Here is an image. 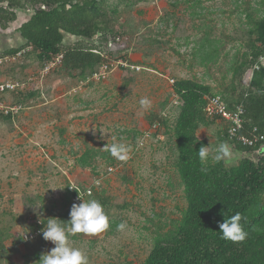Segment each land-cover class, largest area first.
Returning <instances> with one entry per match:
<instances>
[{
	"label": "rangeland",
	"instance_id": "1",
	"mask_svg": "<svg viewBox=\"0 0 264 264\" xmlns=\"http://www.w3.org/2000/svg\"><path fill=\"white\" fill-rule=\"evenodd\" d=\"M142 1L108 0L110 31L123 35L112 50L127 53L129 66L110 60L105 81L62 62L47 72L49 64L38 62L31 48L0 64V85L20 84L0 99L16 108L0 111V264H38L55 247L32 227L68 206L69 187L94 186L85 201L97 200L109 217L104 233L69 235L89 264L142 263L154 237L175 230L187 203L174 131L180 101L171 80H192L232 97L231 66L260 46L254 25L264 15V0ZM31 6L0 30L2 47L20 45L15 31L30 18ZM253 74L252 68L244 76V88ZM24 89L33 95L13 94ZM143 97L152 101L148 110L140 106ZM222 131V123L211 122L198 137L215 149L227 143ZM113 138L131 147L127 160L105 147ZM88 149L100 154L89 166L76 165ZM232 151L228 167L246 156ZM121 223L126 227L118 230Z\"/></svg>",
	"mask_w": 264,
	"mask_h": 264
},
{
	"label": "trees",
	"instance_id": "2",
	"mask_svg": "<svg viewBox=\"0 0 264 264\" xmlns=\"http://www.w3.org/2000/svg\"><path fill=\"white\" fill-rule=\"evenodd\" d=\"M133 1L141 3L142 0ZM108 4V0H0V30L3 32L17 21L19 11L32 5L30 18L15 31L20 45L12 48L0 45V58L21 51L24 56L31 48L38 62L50 64L63 55L64 67L81 74L86 70L95 74L105 62L112 59L117 62L116 55L129 66L127 53L120 50L109 52V44L123 35L110 31ZM254 28L258 35L255 40L260 46L233 62L231 70L235 83L232 97L214 93L208 85L192 80L182 79L173 83L180 101L174 128L177 169L184 185L187 207L174 225V231L154 237L151 251L139 264H264V157L257 160L253 157L260 145L248 148L230 142L224 125L220 139L246 156L238 164L228 167L211 158L202 165L197 154L201 146H207V142L198 137L200 127L211 122L221 123L217 118L211 120L205 116L208 96H219L230 110L243 103L242 133L248 135L254 128L258 133H264V65L255 68L259 59L264 57V15ZM208 60L207 54L202 58V64L207 65ZM252 68L251 84L244 88V76ZM128 84L126 81L125 85ZM25 90H17L13 94L20 98L33 95L32 91ZM2 94L0 99L5 98ZM153 118H150V124H155ZM158 121L163 124V119ZM99 154L98 150L88 149L76 158L75 164L89 166ZM202 168L207 171H202ZM87 187L80 188L85 190ZM67 190L69 204L55 217L64 222L70 219L72 197L77 194L70 187ZM236 213L246 218L241 223L248 236L242 242L224 239L219 232V224ZM47 220L32 227L42 240L41 230Z\"/></svg>",
	"mask_w": 264,
	"mask_h": 264
},
{
	"label": "clouds",
	"instance_id": "3",
	"mask_svg": "<svg viewBox=\"0 0 264 264\" xmlns=\"http://www.w3.org/2000/svg\"><path fill=\"white\" fill-rule=\"evenodd\" d=\"M116 57L117 62L122 60L119 55ZM139 103L144 110L150 109L152 105V101L147 97L141 98ZM113 141L111 145L106 144L105 146L111 156L121 161L127 160L131 147L116 141L115 138ZM197 154L202 165H206L210 158L216 163L229 164L234 155L228 143H220L215 149H212L210 145L201 146ZM202 171L206 172L207 169L202 168ZM78 198L82 202L72 205L70 219L67 222L58 218H49L47 224H44L45 226L41 230L43 239L52 242L55 247L50 252L43 254L38 264H89L85 253L70 244L69 235L95 236L104 233L110 226L109 217L105 213L104 207L97 200L85 201L80 196ZM242 220H246V218L240 213L225 218L223 223L219 224V232L222 233V237L233 242L244 241L248 233L243 228ZM125 227V223L117 226L118 230H123Z\"/></svg>",
	"mask_w": 264,
	"mask_h": 264
},
{
	"label": "built area",
	"instance_id": "4",
	"mask_svg": "<svg viewBox=\"0 0 264 264\" xmlns=\"http://www.w3.org/2000/svg\"><path fill=\"white\" fill-rule=\"evenodd\" d=\"M122 39L117 38L116 42H111L109 44V52L113 48H119V45L121 43ZM118 43V44H115ZM24 54L23 51L18 52L15 55L6 56L4 58H0V64L4 62H11L19 59ZM63 60V55H59L55 60H53L49 65L47 72L54 68L57 64L61 63ZM117 64L121 67H127L128 65L125 64L122 60H119ZM259 65H264V57H261L259 59L258 65L255 67L256 69L259 68ZM112 72V64L105 62L98 72H96L93 76L97 80H107ZM171 83H174V80H171ZM20 87V84H10V83H3L0 85V94L4 93L7 90H14L17 87ZM207 103L204 109L205 116L208 119L214 120L219 119L221 120L222 125L226 126V133L227 137L230 140V142L236 143L241 145L242 147H248V148H254L258 145L264 146V133H258L257 129L254 128L251 133L243 134V114H244V106L243 103H240L236 105L233 109H229L226 104L223 103L221 98L219 96H208ZM13 110H16L15 107H12L10 105L5 104L0 100V111L10 114L13 112ZM159 121L157 122V125H159ZM155 125V124H154ZM259 147V148H260ZM109 171H113V168H110ZM100 182H97L99 184ZM71 190L77 191V194H75L72 197V203L79 204L82 201L78 198L80 196L83 200H86L88 196L93 194V187L88 186L85 190L79 189L78 187H70Z\"/></svg>",
	"mask_w": 264,
	"mask_h": 264
},
{
	"label": "water",
	"instance_id": "5",
	"mask_svg": "<svg viewBox=\"0 0 264 264\" xmlns=\"http://www.w3.org/2000/svg\"><path fill=\"white\" fill-rule=\"evenodd\" d=\"M229 144V143H228ZM231 149L232 148V145L229 144ZM234 150V149H233ZM235 152H237L238 154H242V152L238 151V150H235ZM253 157L255 158V160H257L259 157H264V146H261L258 151H256L255 153H253Z\"/></svg>",
	"mask_w": 264,
	"mask_h": 264
}]
</instances>
